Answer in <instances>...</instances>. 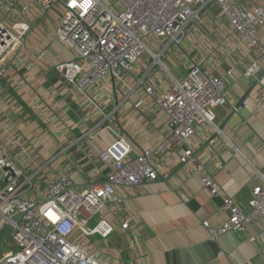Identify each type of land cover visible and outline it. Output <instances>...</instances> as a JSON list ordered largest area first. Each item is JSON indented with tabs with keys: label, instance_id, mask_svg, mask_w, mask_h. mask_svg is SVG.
Instances as JSON below:
<instances>
[{
	"label": "crops",
	"instance_id": "obj_1",
	"mask_svg": "<svg viewBox=\"0 0 264 264\" xmlns=\"http://www.w3.org/2000/svg\"><path fill=\"white\" fill-rule=\"evenodd\" d=\"M236 2L245 9L264 5V0ZM19 18L29 25V31L22 48L5 61L9 65L0 76V149L24 172L36 171L33 192L43 193L45 183L61 174H68L75 189L99 183L109 166L98 154L113 133L82 136L100 113L55 69L57 62L71 56L54 34L59 12H44L33 5ZM258 30L264 49V24ZM170 47L161 57L166 69L154 66L149 72L157 86H166L170 76L180 80L193 65L208 74L225 76L226 103L213 110V124H201L188 143L201 170L197 173L193 164L180 163L175 148L156 156L160 175L155 181L117 186L121 202L107 203L91 218L96 222L103 217L111 224L108 237L85 238L75 231L72 238L85 241L99 261L117 264H264V215L244 231L219 236V252L205 245L211 239L203 222L217 226L226 213L221 209L222 199L200 183V176L207 175L242 209L247 208L252 188L264 187V85H256L227 118L253 81L246 68L259 49L239 40L215 3L206 5L200 20L191 22L180 47ZM90 93L106 110H113L122 97L106 89ZM135 98L118 104L111 125L127 138L133 155L154 146L166 131L164 113L156 108H134ZM20 136L26 142L22 149L11 144ZM124 222L127 228H122Z\"/></svg>",
	"mask_w": 264,
	"mask_h": 264
},
{
	"label": "built area",
	"instance_id": "obj_2",
	"mask_svg": "<svg viewBox=\"0 0 264 264\" xmlns=\"http://www.w3.org/2000/svg\"><path fill=\"white\" fill-rule=\"evenodd\" d=\"M210 3L219 7L241 42L259 49L257 58L246 68L247 75L256 78L264 67L258 30L264 24V5L245 9L236 0H0V76L9 65L5 61L22 48L29 31V25L19 17L33 5L44 12L56 9L59 18L54 34L71 56L57 62L55 69L100 113L82 136L113 133L98 154L109 170L101 182L82 189H75L68 174H61L45 183L43 193L33 192L36 171L24 172L10 154L0 149V229L6 224L12 226L0 246V264H117L99 261L85 241L72 238L73 233L77 231L85 238L94 234L108 237L113 231L111 224L99 217L89 227L91 218L107 203L121 202L117 186L135 187L155 181L160 175L155 160L158 155L175 148L180 163L193 164L197 173L201 170L188 143L201 124H213V110L226 103L225 76L208 74L193 65L180 80L170 76V82L159 87L150 80L149 72L154 66L166 69L162 55L171 45L180 47L188 26L200 20L201 10ZM258 84L264 85V74ZM92 89L120 92L116 107L136 96L134 108L162 111L166 131L161 139L133 155L127 138L111 126L116 107L106 110L97 105L90 95ZM11 144L22 149L26 142L20 136ZM200 183L212 196L222 199L221 209L226 213L217 226L203 222L211 240L244 231L264 215L263 186L252 188L247 208L242 209L207 175L200 176ZM17 215L19 221L14 220ZM121 226L127 228L128 224ZM7 239L11 248L2 250Z\"/></svg>",
	"mask_w": 264,
	"mask_h": 264
},
{
	"label": "water",
	"instance_id": "obj_3",
	"mask_svg": "<svg viewBox=\"0 0 264 264\" xmlns=\"http://www.w3.org/2000/svg\"><path fill=\"white\" fill-rule=\"evenodd\" d=\"M263 74H264V67L258 73L256 78L253 79V81H252L251 85L249 86V88L247 89V91H245L243 93V95L240 97V99L238 100L234 109L228 113L227 118H229L234 112H236L238 107H240L241 105L244 104V102H245L246 98L249 96L250 92L256 87V85H258V81L262 77ZM19 219H20V215H17L14 217L15 221H19ZM11 229H12V226L10 224H6L0 229V246L3 242V240L10 234ZM205 245H207L209 247V249H211L214 253H217L220 250H222V246L220 245V243L218 242L217 239L207 240L205 242Z\"/></svg>",
	"mask_w": 264,
	"mask_h": 264
},
{
	"label": "rangeland",
	"instance_id": "obj_4",
	"mask_svg": "<svg viewBox=\"0 0 264 264\" xmlns=\"http://www.w3.org/2000/svg\"><path fill=\"white\" fill-rule=\"evenodd\" d=\"M174 48V45H172L171 47H170V49H173ZM155 49V48H154ZM169 49V50H170ZM163 59H164V57H163ZM94 224H95V221L94 220H91L89 223H88V226L89 227H93L94 226ZM11 248V245L9 244V240L7 239V240H5V242H4V248H2V250H7V249H10Z\"/></svg>",
	"mask_w": 264,
	"mask_h": 264
}]
</instances>
